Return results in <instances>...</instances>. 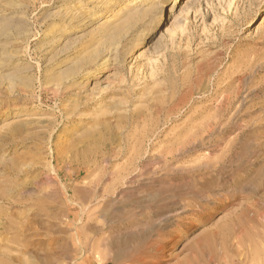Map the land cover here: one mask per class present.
Masks as SVG:
<instances>
[{
    "label": "rangeland",
    "instance_id": "1",
    "mask_svg": "<svg viewBox=\"0 0 264 264\" xmlns=\"http://www.w3.org/2000/svg\"><path fill=\"white\" fill-rule=\"evenodd\" d=\"M0 264H264V0H0Z\"/></svg>",
    "mask_w": 264,
    "mask_h": 264
},
{
    "label": "bare ground",
    "instance_id": "2",
    "mask_svg": "<svg viewBox=\"0 0 264 264\" xmlns=\"http://www.w3.org/2000/svg\"><path fill=\"white\" fill-rule=\"evenodd\" d=\"M92 1L95 3L97 2L99 3V0H92ZM130 8H131V5H130ZM134 11L136 13L137 10H134ZM134 11L132 12L134 13ZM133 13L131 14L133 15ZM75 18L76 16H74V20ZM106 23L107 22H103L101 26L106 25ZM90 54L91 53H88L87 51V53L86 54L84 53L83 55H79V56L72 55L62 65V69L64 70H62L60 74L71 72L72 75L77 76V79L83 78L85 81V80L90 79L89 76L93 72L94 68L101 70V69H109L111 66H113L112 59H111L112 53L110 51L100 50L96 52L94 55H90ZM84 81H81V82L83 83Z\"/></svg>",
    "mask_w": 264,
    "mask_h": 264
}]
</instances>
